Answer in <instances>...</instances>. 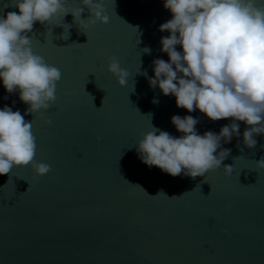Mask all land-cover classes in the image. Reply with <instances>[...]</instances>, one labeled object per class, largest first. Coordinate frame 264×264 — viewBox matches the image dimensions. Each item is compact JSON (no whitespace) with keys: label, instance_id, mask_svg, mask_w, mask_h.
<instances>
[{"label":"water","instance_id":"95a60500","mask_svg":"<svg viewBox=\"0 0 264 264\" xmlns=\"http://www.w3.org/2000/svg\"><path fill=\"white\" fill-rule=\"evenodd\" d=\"M81 6L68 0L64 18L36 22L28 34L33 54L62 74L49 110L24 116L35 162L51 171L40 177L29 165L0 175V264H264V170L255 163L264 134L249 149V126L235 121L239 137L222 143L231 154L205 177L174 178L144 164L136 148L151 123L179 138L176 115L198 118L201 136L233 121L189 113L150 87L153 61H169L160 41L170 32L159 27L173 16L164 0H103L109 23L89 24L84 8L83 32L71 13ZM12 11L19 12L13 0H0V17ZM113 57L129 72L126 87L108 71ZM19 95L0 80V110L24 115L29 106ZM223 165H232L231 176ZM161 190L167 196H156Z\"/></svg>","mask_w":264,"mask_h":264},{"label":"clouds","instance_id":"9594fccd","mask_svg":"<svg viewBox=\"0 0 264 264\" xmlns=\"http://www.w3.org/2000/svg\"><path fill=\"white\" fill-rule=\"evenodd\" d=\"M13 4L19 12L0 17V80L9 95L19 90L20 101L29 107L24 115L7 106L0 110V175L31 165L36 175L43 177L51 166L35 162L33 125L24 116L35 117L49 110L56 101V85L62 74L33 54L28 34L36 22L49 23L60 13L64 18L69 13L68 0H13ZM81 4L71 12L73 24L81 31L84 8L90 12L89 24L109 23L103 0H81ZM164 7L173 16L159 27L160 32H170L160 41L169 61H153L154 77H147L146 71L140 74L148 78L152 89L158 87L164 96H174L178 108L189 113L198 109L213 122L231 118L233 123L223 126L219 134L208 131L201 136L196 131L198 118L176 115L171 123L182 133L179 138L151 123L152 130L136 150L144 164L174 178L182 172L193 179L205 177L220 169L231 154L222 143L239 137L235 121L249 126L243 133V145L249 149L257 145L254 137L264 134V4L258 5V0H164ZM177 45L182 46V53L176 50ZM143 50L151 52L148 47ZM108 71L126 87L129 72L115 57ZM153 103L159 101L154 99ZM218 149V156L214 155ZM255 163L257 169L264 170V156ZM223 169L231 176L232 165H223ZM160 194L167 196L163 190L156 196Z\"/></svg>","mask_w":264,"mask_h":264}]
</instances>
